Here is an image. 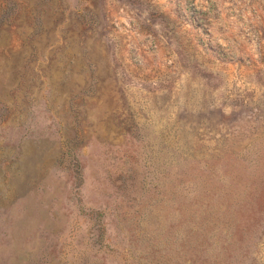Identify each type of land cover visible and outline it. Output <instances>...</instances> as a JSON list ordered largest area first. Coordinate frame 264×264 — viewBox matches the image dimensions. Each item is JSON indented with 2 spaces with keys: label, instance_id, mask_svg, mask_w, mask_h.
I'll return each instance as SVG.
<instances>
[{
  "label": "rangeland",
  "instance_id": "374dc122",
  "mask_svg": "<svg viewBox=\"0 0 264 264\" xmlns=\"http://www.w3.org/2000/svg\"><path fill=\"white\" fill-rule=\"evenodd\" d=\"M0 264H264V0H0Z\"/></svg>",
  "mask_w": 264,
  "mask_h": 264
}]
</instances>
